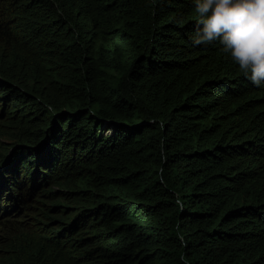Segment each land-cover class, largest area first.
I'll use <instances>...</instances> for the list:
<instances>
[{"label": "trees", "instance_id": "obj_1", "mask_svg": "<svg viewBox=\"0 0 264 264\" xmlns=\"http://www.w3.org/2000/svg\"><path fill=\"white\" fill-rule=\"evenodd\" d=\"M194 7L0 0V264H264V85Z\"/></svg>", "mask_w": 264, "mask_h": 264}, {"label": "clouds", "instance_id": "obj_2", "mask_svg": "<svg viewBox=\"0 0 264 264\" xmlns=\"http://www.w3.org/2000/svg\"><path fill=\"white\" fill-rule=\"evenodd\" d=\"M192 3L197 16L191 36L193 43L218 41L253 85H264V0H192ZM2 201L1 197V205ZM14 209L16 213L17 207ZM9 210L2 213L9 215L12 208Z\"/></svg>", "mask_w": 264, "mask_h": 264}, {"label": "rangeland", "instance_id": "obj_3", "mask_svg": "<svg viewBox=\"0 0 264 264\" xmlns=\"http://www.w3.org/2000/svg\"><path fill=\"white\" fill-rule=\"evenodd\" d=\"M108 133H109V132L107 131L106 134H108ZM7 143H9L8 140H6V139L0 137V145L4 146V145H6ZM2 207H8V208L10 207V208H12V213L9 214V215H7V214H3V213H2L3 211H2V209H1ZM14 207H15V206H14V205L12 206V204H11L10 202H6V203L3 204V205L0 204V241H2V238L4 237V230H3L2 225H3L4 223L8 222L7 220H9L8 223L15 222V221L19 220L18 217H17V215H16V213H15V209H14Z\"/></svg>", "mask_w": 264, "mask_h": 264}]
</instances>
